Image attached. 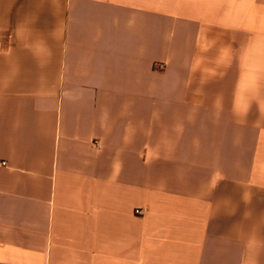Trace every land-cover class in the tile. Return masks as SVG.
Segmentation results:
<instances>
[{"label":"crops","instance_id":"1","mask_svg":"<svg viewBox=\"0 0 264 264\" xmlns=\"http://www.w3.org/2000/svg\"><path fill=\"white\" fill-rule=\"evenodd\" d=\"M1 162L0 264H264V0H0Z\"/></svg>","mask_w":264,"mask_h":264},{"label":"built area","instance_id":"2","mask_svg":"<svg viewBox=\"0 0 264 264\" xmlns=\"http://www.w3.org/2000/svg\"><path fill=\"white\" fill-rule=\"evenodd\" d=\"M2 166H5V163L1 162L0 163V167H2ZM135 212L139 213L140 211L139 210H135Z\"/></svg>","mask_w":264,"mask_h":264}]
</instances>
